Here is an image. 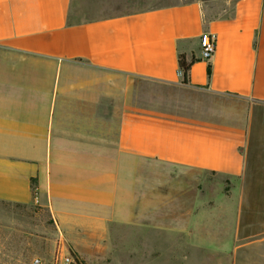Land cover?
<instances>
[{"label":"crops","instance_id":"obj_1","mask_svg":"<svg viewBox=\"0 0 264 264\" xmlns=\"http://www.w3.org/2000/svg\"><path fill=\"white\" fill-rule=\"evenodd\" d=\"M224 181L241 198L203 196ZM0 203L85 259L118 238L168 262L183 237L199 264H264V0H0Z\"/></svg>","mask_w":264,"mask_h":264},{"label":"rangeland","instance_id":"obj_2","mask_svg":"<svg viewBox=\"0 0 264 264\" xmlns=\"http://www.w3.org/2000/svg\"><path fill=\"white\" fill-rule=\"evenodd\" d=\"M152 178H158V181L164 182L166 175L157 174L152 175ZM173 181L176 183L174 193L176 197H182L184 191L178 189L177 183L183 182L182 174H175ZM170 177V175H169ZM168 177V178H169ZM152 183L157 181L152 180ZM158 191L165 193V186L159 184ZM203 196L208 199L223 200L230 198H241V191H233L231 184L224 181L221 190H205L201 191ZM191 195L195 190L189 192ZM225 204V203H224ZM229 208L230 202L226 203ZM159 212L170 210L166 205L156 207ZM187 207L176 205L174 212L176 216H182L187 212ZM184 238H176V246L174 249V257H169L168 262L164 260L166 254L162 252L156 254L160 261L164 264H199V257L201 256L188 253L184 247ZM159 250H162L158 246ZM124 248L120 247L119 239L116 238L112 252L106 255H90L86 259L77 254L74 249L63 239L60 231L57 229L56 224L50 217L47 210L34 205H13L7 203H0V264H34L36 259L41 260V264H55L57 258L71 256L73 264L76 263L75 257L71 253H75L79 260L85 264H150L145 262H136L134 254L131 255L130 261L124 253ZM168 255V254H167ZM154 256V255H153ZM209 258L216 259L215 255H208ZM126 258V260H125ZM147 258V257H146ZM167 262V263H166Z\"/></svg>","mask_w":264,"mask_h":264},{"label":"built area","instance_id":"obj_3","mask_svg":"<svg viewBox=\"0 0 264 264\" xmlns=\"http://www.w3.org/2000/svg\"><path fill=\"white\" fill-rule=\"evenodd\" d=\"M200 53H201V60L203 61H210L215 53V39L212 38L210 33H203L200 36ZM34 264H41L40 259H36ZM55 264H73V259L71 256H65L61 258H57Z\"/></svg>","mask_w":264,"mask_h":264},{"label":"trees","instance_id":"obj_4","mask_svg":"<svg viewBox=\"0 0 264 264\" xmlns=\"http://www.w3.org/2000/svg\"><path fill=\"white\" fill-rule=\"evenodd\" d=\"M195 61H196V59H194V58H192L191 61H188L184 55H180V57L178 59L179 68L183 74V83L184 84L189 83L190 70H191V67ZM71 254L75 257L77 264H85L83 261L79 260V258L76 256L75 253H71Z\"/></svg>","mask_w":264,"mask_h":264}]
</instances>
